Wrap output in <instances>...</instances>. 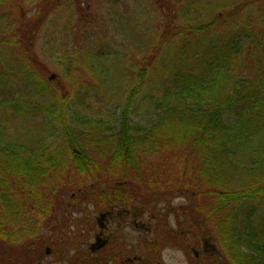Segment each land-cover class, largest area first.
Wrapping results in <instances>:
<instances>
[{"label": "trees", "instance_id": "1", "mask_svg": "<svg viewBox=\"0 0 264 264\" xmlns=\"http://www.w3.org/2000/svg\"><path fill=\"white\" fill-rule=\"evenodd\" d=\"M32 1L39 5L29 18L23 5L14 7L13 17V4L7 9L0 0V111L25 121L52 117L65 127L57 143L23 148L3 140L7 128L0 124V262L11 263L12 249L19 245L43 248L46 238L58 252L63 237L55 229L60 197L70 190L66 180L81 182L71 185L75 189L86 186L91 195L116 201L125 193L93 188L111 180L184 182L196 158L195 181L210 188L200 195L210 197L206 215L227 264H264V0H143L145 11L142 0H132L136 9L128 12L122 0H114L110 26H139L141 15L151 18L153 11L162 18L157 41L130 76L134 84L116 133L96 119L81 121L78 130L64 122L68 91L45 76L47 68L35 55L48 21L43 9L52 15L60 2ZM73 1L75 23L81 24L85 3ZM14 46L24 52V61L8 59L6 50ZM93 51L87 50V58L106 67L110 56ZM15 83L24 88L21 96ZM140 96L159 111L141 135L129 123L131 105ZM226 115L231 125L224 123ZM152 157L158 171L148 174L143 166ZM181 190L190 192L186 186ZM79 201L81 209L86 201Z\"/></svg>", "mask_w": 264, "mask_h": 264}, {"label": "rangeland", "instance_id": "2", "mask_svg": "<svg viewBox=\"0 0 264 264\" xmlns=\"http://www.w3.org/2000/svg\"><path fill=\"white\" fill-rule=\"evenodd\" d=\"M44 1L47 3L46 0ZM59 2L60 11L52 15L48 13L47 6L43 9V14L47 13L48 21L40 33L35 55L38 62L47 68L45 76L68 91L66 93L68 101L63 104L62 110L64 122L69 128L79 129L81 121L87 118L96 119L108 123L116 133L121 125V115L127 106L128 93L134 84L130 76L143 61L148 47L157 41L161 32L162 18L159 16V20L153 11L151 18L141 15L140 22L137 23L139 26H129V28L110 26L112 18L109 10L112 11L115 5L114 0L112 3L105 0H82L85 3L82 5L85 17L84 22L79 24L75 23L73 14L76 3L73 0H59ZM141 2L142 10L145 11V4L143 0ZM10 3L13 4L11 8ZM2 4L7 9L10 8L13 17L14 7L17 4L23 5L27 8V12H31L29 18L32 14L35 15L38 10L37 5H39H33L32 0H4ZM121 4L127 6V12L134 6L132 0H129L128 4L122 0ZM135 9L136 7L133 8ZM148 39L152 42L146 44ZM91 49L96 54L103 49L104 55L110 56L105 60V63H108L106 67L102 66L100 69L101 67H98L92 56L88 55L89 58H87V50ZM6 52L10 61L16 63L17 59L24 61L25 54L18 46L8 48ZM130 66L134 68L130 70ZM32 68L37 72L40 70L35 66ZM103 69L109 72H103L100 75L98 70ZM127 69L128 72H126ZM14 85L18 90L14 89L17 95L21 96L24 88H21L19 83ZM46 102L49 104L48 101ZM61 105L59 103L58 106ZM156 108L155 105L146 106L143 96L136 98L132 103L129 123L133 129H141L139 135L157 120L159 111ZM29 120L31 121L10 119L8 114L0 111V124L7 128L3 140L23 148L35 147L40 143L53 142L54 144L57 143L65 127L64 123L52 117ZM232 121L230 116L224 117V123L227 125H231ZM52 136L55 139L51 140ZM197 161L193 158V161L189 162L190 173L187 172L186 182H177L176 179L168 182L162 179L161 182H143L141 185L142 182H113L111 180V182H103L98 188H93L98 191L104 186L106 192L110 193L117 188L122 191L121 193H125L124 196H131L128 193L133 190L138 195L139 200L128 202L131 215L128 217V225L123 228L124 230L119 231L118 239L123 248L130 250L131 256L139 255L144 259L143 264H153L157 259L161 260L162 264L228 263L216 233L214 235L212 231L213 221L206 215L210 197L200 195L210 188L203 182L195 181L198 177L194 176L192 167H197ZM156 162L155 157L150 158L143 166L144 172L152 174L149 171H158ZM65 183L70 186V190L60 197L61 204H59V218L55 233L63 238L59 241L58 252L52 245H49L53 239L46 238L49 242L43 248L29 245H19L13 248L9 264H91L94 257L91 255L90 246L95 243V233L100 231L96 218H99L100 214L110 207L109 201L103 200L104 197L91 195V191L87 190L86 186L83 190L79 186L77 189L71 186L81 184V182H76V180L67 182L66 180ZM125 184L133 185L131 188L128 187L130 188L128 193L123 190V187H126ZM167 184L173 188L168 189ZM177 186L181 189L182 186H186L190 192L185 193ZM199 189L202 193L196 191ZM85 192L88 193L86 197ZM75 198L76 201H74ZM77 199L86 201V205L79 209L80 201ZM136 219V222L143 221L145 224L143 230L136 228L134 224ZM70 224L72 227L70 226V233L67 234L68 230L65 228ZM61 230H63L62 233L59 232ZM210 232H213V235H210ZM205 242L210 244L208 261L202 253L198 261L193 251L188 253L187 250H180L181 244L186 243L185 245L196 247V251H201V246H205ZM153 243H158L159 248H163L164 251L154 252L151 247Z\"/></svg>", "mask_w": 264, "mask_h": 264}, {"label": "flooded vegetation", "instance_id": "3", "mask_svg": "<svg viewBox=\"0 0 264 264\" xmlns=\"http://www.w3.org/2000/svg\"><path fill=\"white\" fill-rule=\"evenodd\" d=\"M129 189L130 188L125 187L123 190L128 192ZM130 191L132 192L131 196L121 195L120 197L114 198L116 201L111 199L109 202L110 207L104 213H101L99 218H96V222L98 224L97 227L100 228V231L95 233V243L90 246L91 255L94 257L92 258L91 264H143L142 261L144 259L140 258L139 255L131 256L132 254L130 250L123 248V245L121 244V246L119 244L120 241L118 239L120 234L119 231L124 230L123 228L128 225V217L131 215L128 208V202L130 200H139L138 195H136L133 190ZM112 192L121 193L122 191L114 188ZM136 221L137 219L134 221L136 228L143 230L145 225L143 221L140 223ZM176 238H178V236H176ZM185 244L186 243L181 244V251L187 250L188 253L189 251H193L196 260L200 261V258L203 255V257L205 256L204 258L208 261V252L210 250L209 243L205 242V246H201V251H196V247ZM151 247L154 252L157 250L159 253L164 251L163 248H159L158 243H153ZM153 264H162V262L157 259V261L153 262ZM199 264H204V262H200ZM205 264H208V262H205Z\"/></svg>", "mask_w": 264, "mask_h": 264}]
</instances>
